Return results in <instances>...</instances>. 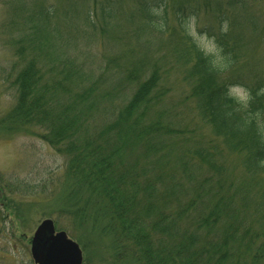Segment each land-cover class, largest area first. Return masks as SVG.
Segmentation results:
<instances>
[{"label": "trees", "instance_id": "trees-1", "mask_svg": "<svg viewBox=\"0 0 264 264\" xmlns=\"http://www.w3.org/2000/svg\"><path fill=\"white\" fill-rule=\"evenodd\" d=\"M20 1L23 0H17ZM178 1L180 6L188 7L189 0ZM205 7L213 8L215 13L221 10L213 0L206 1ZM73 8L71 2L69 9ZM244 10L245 7L240 9L243 16L232 17L227 34L219 33L221 39L216 35L232 60L226 73L210 69L208 59L196 50L192 38L182 37L174 49L179 64L191 65L185 80L192 85L199 118L211 128L214 137L222 139L225 149L241 156L245 180L241 182L227 172L222 151L190 146L183 139L171 137L176 132L173 129L165 132L163 126L159 128L154 122L155 118L150 120L149 113L159 97L155 94L160 83L157 70L143 81H139L143 77L141 70H129L127 83L139 82L131 95L121 98V86L95 95L94 89L98 88H94L95 83L91 88L87 86L90 75L78 60L71 62L55 50L48 55L46 69L54 73L58 68L62 74L47 81L41 69V55L50 38L45 27L51 24L54 12L41 6L28 16L32 28L18 46L17 57L20 63L26 64L18 65L22 67L11 83L18 103L10 120L42 129V140L65 158L68 179L73 186L86 187L100 200L96 199L99 208L95 213L105 222L104 233L112 237L120 257L130 255L137 264H264V167L258 165V160L264 159V146L257 142L251 130L238 131L237 121L226 117L232 105L225 92L230 79L238 73L245 48L241 19L253 32L258 27V22ZM111 13L103 11V19H112ZM147 13L143 16L145 28H152L154 17ZM233 31L238 37L230 44L226 37ZM263 61H257L253 55L245 63L250 79L255 81L254 95L264 87L261 77L264 71L258 75L254 69L264 64ZM101 102L103 105L99 108ZM255 106H264V97L258 98ZM98 111L102 131L92 135L86 117L87 113ZM8 119L3 121L6 129L12 123ZM127 134L142 140L151 137L147 155L155 159L165 158V148L167 158V154L181 145L184 150L178 158V171L166 173V177L155 174L154 179L146 170L139 176H130L121 166L119 152L110 151V145L116 140L124 142ZM169 137L171 140L167 142ZM152 166L156 167L155 162ZM130 170L135 172L137 167L131 166ZM211 174L214 178L209 177ZM141 176L143 179H138ZM71 193L68 200L75 201L79 191L70 196ZM76 214V219L83 220L85 214L81 211ZM92 219L100 222L95 215Z\"/></svg>", "mask_w": 264, "mask_h": 264}, {"label": "rangeland", "instance_id": "rangeland-1", "mask_svg": "<svg viewBox=\"0 0 264 264\" xmlns=\"http://www.w3.org/2000/svg\"><path fill=\"white\" fill-rule=\"evenodd\" d=\"M206 1L189 0L185 8L178 0H0V264H35L31 256V240L40 224L47 219L53 220L57 231L66 232L80 246L83 264H137L130 255H117L114 240L104 233L105 222L95 213L99 208L97 197L86 187L73 186L68 179L65 158L42 140V129L10 120L18 103L17 92L11 83L20 67L26 64L20 63V58H17L18 46L32 28L28 24V16L41 6L54 12V19L45 27L50 40L47 39V47L43 48L41 55V69L47 81L62 74V70L56 67L54 73L46 69L48 55L55 50L71 62L75 58L78 60L84 72L90 75L87 86L91 88L95 83L94 88H98H93L95 95L112 88L119 89L120 86L123 92L121 98L131 95L139 82L127 83L126 73L129 70L131 72L135 68L143 72L139 81L149 78L157 70L160 83L155 94L159 97L149 113L150 120L155 118L154 122L159 124V128L163 126L165 132L173 129L176 132L171 137L183 139L190 146L222 151L227 172L237 182L245 181L241 156L225 149L222 139L214 137L211 128L199 118L196 100L191 93L192 85L185 80L191 65L179 64L174 49L179 39L184 37L179 27L183 18L197 15L201 30L221 39V21L228 20L230 24L233 16H243L240 9L245 7L244 12L258 22V31L253 32L241 19L245 48L238 73L230 79L229 85L254 89L255 81L250 79L245 63L253 55L257 61L264 59V0H213L221 6L220 13L206 8ZM71 2L74 3L73 9H69ZM238 2L242 4L230 6ZM161 4L166 11L165 29L145 28L143 16L152 7ZM103 11H113V18L103 19ZM54 36L59 39L54 41ZM236 37L237 33L233 31L226 38L231 44ZM192 39L197 44V37ZM254 69L260 75L264 64ZM261 77L264 79V75ZM102 103H99V108H102ZM86 118L90 133L100 134L99 111L87 113ZM6 119L12 122L7 129L3 124ZM95 121L96 124H92ZM142 131L146 133L144 129ZM150 140L151 137L142 140L127 134L124 142L116 140L112 143L110 151L119 152L122 168L128 170L132 177L141 175L142 170H146L153 179L155 174L166 177V173H176L178 158L184 148L181 145L174 148L167 158L165 148V158L155 159L147 155ZM170 140V137L167 138V142ZM152 162L156 167L152 166ZM131 166L137 167V171L132 172ZM209 177L214 178V174ZM138 179H143V176ZM229 184L225 190H228ZM75 191H79L78 198L69 201V194L72 192V196ZM78 211L85 214H82L83 220L76 219ZM92 215L100 222H94Z\"/></svg>", "mask_w": 264, "mask_h": 264}, {"label": "clouds", "instance_id": "clouds-1", "mask_svg": "<svg viewBox=\"0 0 264 264\" xmlns=\"http://www.w3.org/2000/svg\"><path fill=\"white\" fill-rule=\"evenodd\" d=\"M150 14L154 17L153 26L163 31L166 27V11L161 4L150 9ZM182 34L191 39L197 37L195 45L200 55L209 61V67L213 72L226 73L232 64L230 55L226 54L223 47L218 43L215 35H209L201 30L202 25L197 15H189L182 19L179 24ZM230 30L228 20L221 21L219 33L225 35ZM227 100L232 105V110L226 113V117L237 121L238 131L246 132L251 130L257 142L264 146V106H255L258 98L264 97V87L256 90L255 95L252 90L243 85H231L225 92ZM258 165L264 167V159L258 160Z\"/></svg>", "mask_w": 264, "mask_h": 264}, {"label": "water", "instance_id": "water-1", "mask_svg": "<svg viewBox=\"0 0 264 264\" xmlns=\"http://www.w3.org/2000/svg\"><path fill=\"white\" fill-rule=\"evenodd\" d=\"M31 254L35 264H83V254L77 243L65 232L56 234L52 220H45L32 239Z\"/></svg>", "mask_w": 264, "mask_h": 264}]
</instances>
